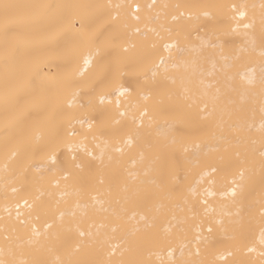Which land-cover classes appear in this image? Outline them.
<instances>
[{"label": "bare ground", "instance_id": "1", "mask_svg": "<svg viewBox=\"0 0 264 264\" xmlns=\"http://www.w3.org/2000/svg\"><path fill=\"white\" fill-rule=\"evenodd\" d=\"M262 52L264 0H0V260L264 264Z\"/></svg>", "mask_w": 264, "mask_h": 264}, {"label": "snow or ice", "instance_id": "2", "mask_svg": "<svg viewBox=\"0 0 264 264\" xmlns=\"http://www.w3.org/2000/svg\"><path fill=\"white\" fill-rule=\"evenodd\" d=\"M10 7H11V6H10V5H7V4L3 5V8H4V10H5L4 15H5V22H6V23H7V10H8ZM116 7H120V5H117ZM148 7L151 8L152 5H148ZM232 7H233V10L235 11V10H236V6L233 5ZM241 7H243V6H241ZM139 9H140V6H139V5H135V9H134L135 12H138ZM239 16L242 18V17L245 16V13H244L243 11H240V12H239ZM133 19H135V20H139V16L133 15ZM244 27H249V25L246 24V25H244ZM137 31H139V30L137 29ZM172 47H174V45H172V44H165V45H164V48H165L166 51H167L168 49L172 48ZM177 51H178V54L182 56V55L184 54V52H185V49H184V48H178ZM261 55L264 56V52H262ZM86 63H87V61H86ZM160 63H161L162 66L165 64V60H164L163 57H161V61H160ZM241 79H247L248 82L251 83L252 80L254 79V75H253L252 70H249V74H248L247 77L242 73V74H241ZM261 82L264 83V66L261 67ZM118 90H119V89H118ZM121 94H123V93H121ZM103 102H104V99H103V97H102V98H101V103H103ZM82 107H83V106H82ZM261 127L264 128V124H262ZM69 135H75V132H74V131H70V132H69ZM262 145H264V140H262ZM261 155H264V152H262ZM73 159H75V157H73ZM57 161H58V158L55 157V156H53L52 161H51L52 164H53V165L57 164ZM21 223H23V221H21ZM48 227H51V225H50V224H47V225H46V228H48ZM33 231H34V232L36 231L35 226H33ZM208 231H209V232L212 231L211 227H209ZM80 235L82 236L83 233L81 232ZM260 243H261L262 245H264V232L261 233ZM250 250H251V249H250ZM197 254H199V253H197ZM169 256H171V252H169ZM261 256H264V252H261ZM0 264H7V262L4 261V260H0Z\"/></svg>", "mask_w": 264, "mask_h": 264}]
</instances>
